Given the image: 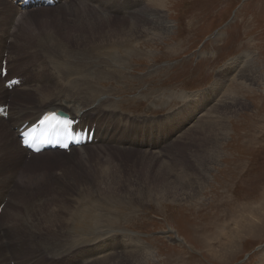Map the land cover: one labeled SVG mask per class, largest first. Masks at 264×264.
I'll return each mask as SVG.
<instances>
[{"label":"rangeland","instance_id":"374dc122","mask_svg":"<svg viewBox=\"0 0 264 264\" xmlns=\"http://www.w3.org/2000/svg\"><path fill=\"white\" fill-rule=\"evenodd\" d=\"M3 1L11 5L15 16L1 1L0 10L9 11L13 21L20 19L22 11L18 6L13 7L9 0ZM163 1L158 8L150 0H130V15L126 17L116 16L118 13H112L107 7L98 8L115 21L97 27L95 36L84 22H81V30L77 27L73 31L77 24L72 12L76 7L62 8L59 3L48 8L31 6L23 10L28 15L22 17L26 18L20 22L21 30L14 36L18 42L11 50L15 57L9 78L28 77L32 81L30 85H35L43 75L44 84L53 86L52 76L40 72L46 64L43 59L20 56L22 50L33 52L40 48L26 40L32 34L51 32L69 47L80 45L85 51L90 49L88 45L93 36L97 39L95 43L117 39L110 44L119 46L110 51L120 54L130 46L131 52L137 53L130 55L127 63L115 67L106 57L92 51L78 61L88 69L95 67V77L103 80V84L101 81L91 84L90 72L85 70L83 89L88 95L90 92V96L97 94V98H102L101 103L92 106L97 105L102 110L100 105L111 103L109 107L123 112L132 127L148 124L153 137L157 135L158 123L174 114L181 128L177 134L180 140L175 145H164L162 150L168 152L163 156H154L153 153L161 151L158 149L161 145L156 146L153 139L149 147L137 145L135 152L128 154L111 149H106L108 152L87 149L82 153L72 150L66 153L68 156L76 154L70 160L55 158L62 163L44 155L34 156L29 162L39 164V158H44L51 163L44 165L46 167L25 168L21 175L18 168L26 155L21 148H14L18 127L13 126V120L8 121V116L1 117L5 123L0 121V234L9 224L18 223L15 215L19 213L26 215L28 221L33 218L30 226L34 222L38 226L46 225L48 221L55 229L63 223L65 229L74 234L60 233L52 238L37 229L31 230L35 232L31 234L20 226L11 227L10 236L1 237L4 243L0 242L3 255L7 254L6 263L25 261L33 253L34 247L32 250L30 247L37 243L46 248L45 241H55L54 248H64L80 241L81 234L88 228L77 226L88 225L95 219L92 229L97 230L101 225L116 231L119 245L126 244L120 232L125 229L130 235H136L141 246L155 251L156 262L145 258L141 264H264V0ZM144 9L153 17L160 15V20L163 17L172 30L161 34L152 25L158 21L140 13ZM132 22L137 23V28ZM18 25L19 22L14 33ZM125 26L127 30L121 31ZM9 30L0 28L4 34L11 32ZM67 31L78 36L82 31L83 39L77 41L73 34L67 41ZM10 42L7 40L8 45ZM69 50L68 53L73 52ZM77 51L80 50L74 49L76 55ZM1 53L3 67L7 65L4 59H9V53L3 52L4 57ZM238 57L239 64L231 63ZM246 61L250 69L242 68L243 72L236 73L240 63L244 66ZM23 62H30V68ZM101 71L112 75V79H104ZM239 74L250 81L240 80ZM68 78H73L72 85L67 81L70 87H61L54 97L57 107H62L66 101L56 97L61 92L69 94L74 86L75 76ZM6 80L0 76V104L10 107L13 103L17 107L15 99L24 93L9 94L12 88L4 85ZM216 85L222 90L218 91ZM90 107L79 105L71 114L78 117ZM49 109L52 107L39 112L16 111L30 119ZM120 115L115 118H127ZM96 147L100 148V144L96 143L93 148ZM146 150L149 152H144ZM11 168L15 176L8 172ZM173 191L178 197L173 196ZM121 202L130 204V208ZM8 203L10 207L4 214ZM177 236L185 242H178ZM106 240L93 241L103 246L109 243ZM85 244H88L87 239L77 246ZM19 245L23 250L17 248ZM14 250L15 256L10 253ZM123 259L117 255L106 259L105 263L97 259L92 264L120 263ZM79 264H90V261Z\"/></svg>","mask_w":264,"mask_h":264},{"label":"bare ground","instance_id":"6f19581e","mask_svg":"<svg viewBox=\"0 0 264 264\" xmlns=\"http://www.w3.org/2000/svg\"><path fill=\"white\" fill-rule=\"evenodd\" d=\"M0 1L3 2L8 7V9H10V12L12 13L11 15H13V17H14L15 13L13 12L11 5L6 4V2L3 0H0ZM9 1L13 5V7H15L14 4H16L18 6L19 11L20 12L22 11L21 12L22 15L20 14L21 15L20 19L18 17V18H15V21H13L14 19L11 17V15L9 16V11L4 10L5 11L4 12L3 10H0V14H1L0 15V28L5 29V30L10 29L9 31H11L8 34H4L3 32H0V52H2L1 57H4L3 52L9 53V59H6V60L4 59V61L7 62L6 71L8 73V75L6 77L7 80L4 82V85H7V83L13 82L15 80H18V78H20L18 76H13V77L9 78V76L11 75L12 67H14V64H12V61L14 60L13 57H15L14 52H12L11 50H12V47H14L15 43L18 42V40L14 39V36L19 30H21L20 22H21V20L23 21L26 18L25 17L22 19V17L25 16L26 14L28 15V13L26 11H23V10H26L25 8H23V7H26V6H24L25 0H9ZM34 1L36 4L37 3L41 4L43 2V0H34ZM119 1L117 2L115 0H59L60 4H62L61 7L62 6L66 7V8L76 7V9H73V12H72V15L75 17L74 21H76V24H77V25H75V27L72 28L73 31L77 27H78V29H80L82 27L81 22H84L86 24V27L89 30V32L91 31V35H94L96 32L94 30L97 27H100L101 25H103V23L108 24V23H111V21H115V19L111 18L107 14H104L103 12L98 11V8L107 7L110 9V11L112 13H118L116 16L126 17V16L130 15V0L129 1L119 0ZM150 1H153L157 5L158 8H160V6H162V4L164 3L163 0H150ZM124 2H126V3H124ZM7 7L5 9H7ZM42 8H48V7H42ZM140 13H142L145 16H150L152 18V21H155V19H156L158 21V23L152 24V25L156 26L157 30L160 31L161 34L164 32V30H166L168 32L172 30L171 26L168 25V23L166 22L167 20L164 22L163 17L161 20L159 19L160 15L153 17L151 14L147 13V9H144ZM7 16H9V17H7ZM95 18H97V19H95ZM18 22H19L18 28L14 33V29L16 28ZM132 23H134L135 27L137 28V23L136 22H132ZM149 26H150V23H149ZM102 28H101V31H102ZM127 28L128 27L125 26V27H123V29L121 31H126ZM109 29L111 30V28H109ZM116 31H117V29H116ZM63 32H64V30H63ZM73 34H74L77 41H78V39H80V40L83 39L82 31L80 32L79 36L73 32L67 31L65 34L67 41L70 40L68 38V36L70 35L71 37H73L72 36ZM28 36H29V33H28ZM94 36H93L92 40L89 42L90 44L88 46H91V47L87 51H85L86 49L84 47H81L80 45L75 46L77 48L69 47L70 46L69 44L65 43V41H63L61 38H59L58 35H55V36L52 35L51 32L50 33H43V34L41 33L39 35H33L32 34L29 37V39H26L27 41L29 40L28 42L38 44L40 48L34 49L33 52H32V50L27 51V52L22 50L20 56L23 58H26V56L30 57L33 55L35 58L39 57V58L43 59L44 64L45 63L46 64L43 66V68L40 72H42L44 74H48L49 76H52V78L54 80L52 79L53 80V86L50 84L45 85L44 83H46V81H45L46 78H45V76L43 78V75H42L40 78L41 81L36 82L35 85H30L32 83L31 79L28 77L24 78L22 76L23 79L19 80V87H14L12 89V93L9 92V94H13L15 96H18L19 94L24 93L23 96L19 95L20 96L19 99L18 98L15 99V105L18 101L17 107H15L13 103H11L10 107L8 108V118H7L9 122L11 120H13V123H14L13 126L18 127L19 133H18L17 140H14V145H15L14 148H21L26 155L25 159H24V156L22 158L21 156L16 155V157H18V159L22 158L21 161L18 160V161H20L18 170L20 171L21 175L25 171V168H31L32 166L33 167L34 166L35 167H42V166L46 167L44 165H46L47 163H48V165H50V163H51V160L49 162H46V160L44 158H39L40 159V162L38 161L39 164H35L34 161L29 162L31 160V158L34 156L44 155L47 158H50L54 161L61 162V163L63 161H59L56 159H59V157H67V160H70L71 158L75 157L76 154H74V153H71V155H69L71 157H69L63 151H58V150H56V151H44L43 153L36 155V154H33L30 151H28L22 147L20 135L22 136L26 130H29V128L31 126L38 123L45 116H47L49 114L59 113L60 111L68 114L73 120L80 121L77 128L81 129L82 131H84V129H86L88 126H91L92 128H94V127L96 128L95 129L96 130L95 131V138H94L92 144H87L86 146L73 148V150H75L76 152H79V153L86 152L87 149L90 151L91 150L104 149L107 152H108V150H106V149H111V150H114L115 152L128 154L130 151L135 152L134 150L136 149L135 147L137 145L149 147L150 143H152L153 139H155V145L156 146L158 144L161 145L159 148L157 147L161 151H158V152L153 153V154H155L154 155L155 157H159V156H163L164 153L168 152L166 150H162L165 147L164 145L169 144V146H171L172 144H174L180 140V139L178 140L177 134L179 133V130L181 128V124L178 122L177 114H174L173 116L169 117L168 119H165V121H161L160 123H158L157 127L159 128V126H160L161 129L157 128V131H156L157 135L155 137H153L151 135V133L149 132L151 130V128H150V126H148V124L141 123L140 125H137L136 127H132L134 125H132V124L130 125V120L128 119V117L123 112H121L120 110H118L115 107L114 108L117 111H114L115 109L112 110L109 107V104H111V103L100 105L99 107L102 108V110H99L97 105L92 106L94 103H101L102 98H97L96 97L97 94L90 96L92 94L89 92L90 95H88L87 91L85 89H83V87H84L83 85L86 82L85 72L86 71L90 72V75L92 77L91 84L98 83L99 81H101L100 83L103 84L102 83L103 80H99V78L95 77V72L97 71V70H95V67L91 66L92 68L88 69L87 67H85V66L83 67L79 64L78 61L81 59V57H84L85 55H87V53H89V51H92V52H94L100 56L106 57L108 59V61L111 64L115 65V67H116V66H121L120 64L127 63L129 61L128 57L130 55L131 56L137 55L136 52L135 53L131 52L130 46L128 47L127 50L124 49L123 51H121L120 54H117L115 51H110L111 48L119 46V44H116V45L110 44L113 42H117V39L115 41H100L99 43H95L94 41L97 39ZM111 36H113V35H111ZM7 40H11V42H10L11 45L7 44ZM135 40H136V38H135ZM128 42H130V41H128ZM77 43L80 44V41ZM132 47H134V46H132ZM64 49H66L67 51H64ZM69 49H72L73 52L68 53V52H71ZM74 49L80 50V51H77L78 55H76L77 53L75 54ZM19 50H21V49H19ZM243 57H245V55ZM2 60L0 61V71L2 69V66H1ZM102 60H105V59H102ZM239 61H240V58L238 57V58L232 59V62L231 61L230 62L234 63V64H236V63L239 64ZM22 64H25V66H28L29 68L31 65L30 62H23ZM241 66H243L242 63H240L236 73L238 71L243 72L244 70L242 68L247 67V71H248V69H250L249 68L250 66L248 67L247 61L244 62L243 67H241ZM48 68L50 69V71L48 70ZM101 72H100V74H102V73L104 74V79H112V77H113L112 75H110L104 71L102 73ZM96 74H97V72H96ZM69 76H75V79L73 81L74 86L72 89L70 88L71 91L69 94L61 92L56 97V98H58L57 100L66 101L62 105V107H57L54 104L55 102L53 103L54 97L59 93V91L61 90V87H64V88L66 86L70 87V84H71L70 80L73 78H68ZM231 76H233V75H231ZM239 78H240V80L244 79L242 77V75H240V74H239ZM60 79L62 80L61 83H60ZM63 80H64V83H63ZM244 80L246 81V83H248L247 81H250V78H246ZM253 81H251L250 83L253 84ZM215 87L219 88L218 91L222 90V88L219 87V85H216ZM98 88H99V86H98ZM102 88L105 89L104 87H102ZM6 92H8V91H6ZM104 92L106 93L105 90H104ZM19 103H20V105H19ZM52 103H53V105H52ZM32 104H34V105H32ZM79 105L86 106V107L92 106V107L88 108L86 111L81 113L80 116L76 117L75 115L71 114V111L77 109L79 107ZM222 105H224V104H222ZM0 106L4 107L6 105L0 104ZM21 106H24V107H21ZM48 107H52V109L46 110L39 117L35 116V117L30 118V119H29V117H27L26 114H20L19 112L16 111L17 109H19V110H32L34 112H39V111H43L44 109H48ZM212 112H213V110H212ZM120 114H122L123 117H127V118H122L120 120L116 119L115 116H121ZM0 121L5 123V120L3 118H1V116H0ZM135 129H136L137 133H134ZM17 141H18V143H17ZM96 143L100 144V148L99 147H96L95 149L93 148V146ZM141 151H143V150H141ZM111 152H113V151H111ZM144 152H149V150H146ZM79 153H77V155ZM83 155H85V154H83ZM23 159H24V161H23ZM13 168L9 169L8 172H13ZM12 174H13V176H15L14 172ZM173 193H174L173 196L176 197L177 196L176 191H173ZM141 197L144 200V196L141 195ZM121 203L130 208V204L128 205L126 202H121ZM10 204L8 203V205H6V211L4 212V214L6 212H8V208L10 207ZM131 208H133V206ZM15 216H16V220L18 223H14V224L11 223L8 225V227L5 229V231L3 230L4 232L2 234H0V242L4 243V239L2 241L1 237H5L6 235H9L11 227L16 228V226H20L21 229H23L24 231H27L30 233L32 232L31 234L35 233L34 231H31V230L37 229L42 234L50 235L52 238H55L60 233H63V234L67 233L70 236L74 235V234H71L72 232L65 229V226L63 223L59 228H55V229L52 228L51 224H48V221H46V223H47L46 225L41 224L38 226L36 224V222H34V225L30 226V224H31L30 222H33V218H30V221H28L27 216L26 215H25V217L21 216V213H19L18 215H15ZM122 217H124V216H122ZM89 219L91 220V218H89ZM69 220H70V218H69ZM93 221L95 222L96 220L94 219V220L89 221L88 222L89 224L85 225V226H80V225L77 226L80 228H82V227L88 228V231H84L81 234L82 238L80 241L71 242L67 245L65 244L66 246L64 248H54L55 241H45L44 244L47 246L46 248L43 247V245L41 243H37L38 245L34 244V246L30 247L31 250L34 247V250H32L33 253L28 257V259H26L25 261H18V263H16V264H79L85 260H89L90 264H92V262L97 261V259H98V262L105 263L106 259H109L111 257H115L117 255H121L122 257H124V259L120 263L114 262L113 264H130V263L131 264H141L142 260L145 258H147V260L151 259L152 262H156L155 251L148 250L146 247L141 246V242L138 239H136V235H134V234L130 235V232H128V230L124 231L125 229L120 230V232L124 236L123 239L126 240V244L125 245H119L117 242L118 239L115 237L116 231H111L110 229H104V227L101 225H100V228H98L97 230L96 229L94 230V229H92L93 228L92 225L94 223ZM7 223H9V222H7ZM82 225H84V223ZM171 232L176 234V231H174V230H172ZM126 233L129 235H125ZM86 239L88 241V244L77 246V244L81 243L82 241H84ZM93 240L98 241V243H101V242L106 240V242H109V243H107V244L104 243L103 246H99L98 244H95ZM177 241L178 242H185L184 239H182L179 236H177ZM131 244H132V246H131ZM111 245H113V246L110 248ZM17 248L19 250H23L22 245H19ZM118 248H121L122 251L121 250L119 251ZM10 253H11V255L15 256L16 250H14V252L10 251ZM2 256H3V260L0 261V264L1 263L2 264H11V262L10 263L5 262V260L7 259V254L3 255V250H2L1 245H0V259L2 258ZM127 257H131V259L127 258ZM135 257L137 258V260H135ZM101 258H103V259L99 261V259H101Z\"/></svg>","mask_w":264,"mask_h":264},{"label":"snow or ice","instance_id":"6c2138e0","mask_svg":"<svg viewBox=\"0 0 264 264\" xmlns=\"http://www.w3.org/2000/svg\"><path fill=\"white\" fill-rule=\"evenodd\" d=\"M53 119L55 118V116L52 117ZM62 123H67L66 121H62ZM25 143H27V141H25ZM67 147V146H66Z\"/></svg>","mask_w":264,"mask_h":264}]
</instances>
